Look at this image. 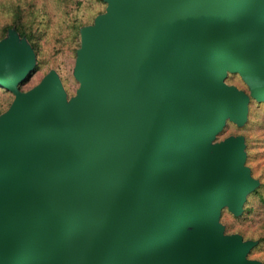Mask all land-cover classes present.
Returning a JSON list of instances; mask_svg holds the SVG:
<instances>
[{"label": "water", "instance_id": "water-1", "mask_svg": "<svg viewBox=\"0 0 264 264\" xmlns=\"http://www.w3.org/2000/svg\"><path fill=\"white\" fill-rule=\"evenodd\" d=\"M81 34L77 96L0 42V264H261L225 236L258 185L227 120L264 102V0H107ZM240 74L250 95L225 83Z\"/></svg>", "mask_w": 264, "mask_h": 264}, {"label": "rangeland", "instance_id": "rangeland-1", "mask_svg": "<svg viewBox=\"0 0 264 264\" xmlns=\"http://www.w3.org/2000/svg\"><path fill=\"white\" fill-rule=\"evenodd\" d=\"M107 9V0H0V42L10 38L16 15L21 11L24 29L31 39L18 35L19 40L27 42L36 55L34 71L22 85V91L35 89L50 74H55L70 103L80 89L76 72L82 31L95 27ZM225 83L250 95L240 74L229 72ZM15 100L12 93L0 86V120ZM235 138L243 139L245 166L258 185L247 195L239 215L228 207L222 209L220 225L225 236H239L244 243L254 242L247 259L264 264V102L250 98L246 121L239 125L227 120L211 145Z\"/></svg>", "mask_w": 264, "mask_h": 264}, {"label": "trees", "instance_id": "trees-1", "mask_svg": "<svg viewBox=\"0 0 264 264\" xmlns=\"http://www.w3.org/2000/svg\"><path fill=\"white\" fill-rule=\"evenodd\" d=\"M13 28H15L14 30L16 31V33L18 34V32H19V36L21 37H27L29 40L31 39L28 35H27V33H26V31H25V29H24V26H23V22H22V12L21 11H18V13H17V15H16V21H15V23H14V26H13ZM34 49H35V47H33Z\"/></svg>", "mask_w": 264, "mask_h": 264}]
</instances>
